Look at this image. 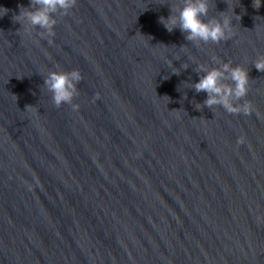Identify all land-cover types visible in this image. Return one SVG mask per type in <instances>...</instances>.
Returning a JSON list of instances; mask_svg holds the SVG:
<instances>
[{
  "label": "water",
  "instance_id": "water-1",
  "mask_svg": "<svg viewBox=\"0 0 264 264\" xmlns=\"http://www.w3.org/2000/svg\"><path fill=\"white\" fill-rule=\"evenodd\" d=\"M253 3L209 0L206 22L232 17L217 44L160 22L184 0H77L54 14V37L14 22L30 0H0V264H264ZM226 63L248 71L251 116L194 88ZM73 70L79 110L45 85Z\"/></svg>",
  "mask_w": 264,
  "mask_h": 264
},
{
  "label": "clouds",
  "instance_id": "clouds-1",
  "mask_svg": "<svg viewBox=\"0 0 264 264\" xmlns=\"http://www.w3.org/2000/svg\"><path fill=\"white\" fill-rule=\"evenodd\" d=\"M262 0H254L253 7L259 9ZM77 5V0H30V7L20 6V14L14 17V22L20 23L26 30L33 28L42 29L41 35L54 37V28L57 20L54 14L61 13L67 15L69 10ZM4 10V15L8 10ZM173 9V14L168 18H160L164 27L172 32L179 28L186 34L188 41L217 43L227 41L233 36L232 17L223 16V20L212 19L205 21L203 17L209 13V0H184V6L179 10L177 16ZM241 19L240 16H237ZM51 42V41H49ZM254 66L260 72H264V56L254 62ZM227 74V75H226ZM83 79L79 70L71 72H52L45 80L48 90L53 93V101L57 107L62 104H71L74 110H79L78 104H73L74 97L78 94L76 84ZM224 79H230L234 87L223 83ZM249 74L242 66L231 67L224 64L223 70L212 69L194 85L196 92H206L208 99L204 105L208 108L222 106L228 113L244 114L251 116L254 107L250 101L239 103L248 95ZM97 94L96 99H99ZM30 107V106H28ZM199 108L200 105H197ZM245 138L242 136L238 144H244Z\"/></svg>",
  "mask_w": 264,
  "mask_h": 264
}]
</instances>
